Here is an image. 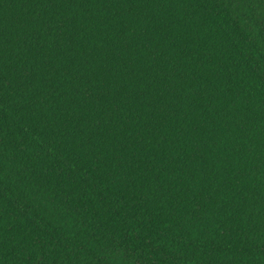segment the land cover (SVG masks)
I'll use <instances>...</instances> for the list:
<instances>
[{"label":"trees","instance_id":"obj_1","mask_svg":"<svg viewBox=\"0 0 264 264\" xmlns=\"http://www.w3.org/2000/svg\"><path fill=\"white\" fill-rule=\"evenodd\" d=\"M0 264H264V0H0Z\"/></svg>","mask_w":264,"mask_h":264}]
</instances>
